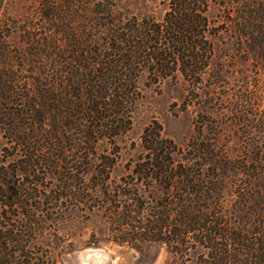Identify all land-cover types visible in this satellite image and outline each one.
<instances>
[{
  "label": "trees",
  "instance_id": "obj_1",
  "mask_svg": "<svg viewBox=\"0 0 264 264\" xmlns=\"http://www.w3.org/2000/svg\"><path fill=\"white\" fill-rule=\"evenodd\" d=\"M220 42L264 66V0H171L160 21L113 0H0V264H40L32 242L75 209L101 211L114 242L165 243L176 261L264 264V119L253 95L236 101L237 113L254 109L236 148L219 123L205 134L203 113L185 147L154 123L111 179L142 81L182 77L198 97Z\"/></svg>",
  "mask_w": 264,
  "mask_h": 264
},
{
  "label": "rangeland",
  "instance_id": "obj_2",
  "mask_svg": "<svg viewBox=\"0 0 264 264\" xmlns=\"http://www.w3.org/2000/svg\"><path fill=\"white\" fill-rule=\"evenodd\" d=\"M113 1L124 14L160 21L169 9L171 0ZM17 10L15 14L23 16V10ZM220 69L223 78L221 83L214 86L212 83L216 82L215 76ZM141 87L144 97L134 113L133 127L116 142L119 157L111 175L114 182H119L127 173L129 161L142 152L141 137L149 125L158 123L164 137L185 147L195 135L196 119L203 113L208 120L205 134L210 136L219 123L224 145L236 148L239 135L250 129L244 124L246 117L243 113L254 110L246 107L243 112L237 113L236 101L240 96H246V99L253 95L255 107L264 119V66H257L252 59L247 61L237 46L222 42L218 44L205 85L197 91L198 97L193 95L192 84L182 77L160 86L149 84L144 79ZM102 147L108 153H114L113 146L103 144ZM109 228L101 211L89 214L75 209L65 220L40 231L32 243L34 250L41 255L40 264H197L196 255H191L189 260H174L165 243L142 242L133 245L114 242ZM88 252L92 258H83Z\"/></svg>",
  "mask_w": 264,
  "mask_h": 264
},
{
  "label": "bare ground",
  "instance_id": "obj_3",
  "mask_svg": "<svg viewBox=\"0 0 264 264\" xmlns=\"http://www.w3.org/2000/svg\"><path fill=\"white\" fill-rule=\"evenodd\" d=\"M85 257H88V258H92V256H91V253H86L85 255H83V258H85ZM102 259V258H101ZM87 262V261H86Z\"/></svg>",
  "mask_w": 264,
  "mask_h": 264
}]
</instances>
